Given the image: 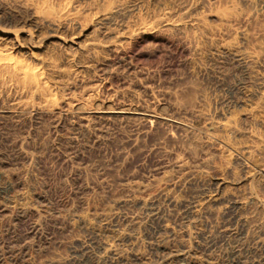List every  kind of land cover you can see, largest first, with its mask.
<instances>
[{
	"label": "rangeland",
	"instance_id": "1",
	"mask_svg": "<svg viewBox=\"0 0 264 264\" xmlns=\"http://www.w3.org/2000/svg\"><path fill=\"white\" fill-rule=\"evenodd\" d=\"M201 1H205L206 5L213 4L216 0ZM225 1L221 0L220 9L225 8ZM119 2L124 8L117 21H124L121 24L127 25L140 13L161 16L169 9L178 13L181 7L192 3V0ZM257 2L253 5H241L245 13L248 11L253 13L252 16L255 15L249 16L251 19L244 22V27H238L237 32L245 34V41H239L244 46L256 45L255 42H258L264 47V3ZM213 23V26L217 24ZM221 36L227 38L224 30ZM189 39V30L161 28L155 34L128 41L118 52L103 51L97 54L98 57L96 54L82 57L78 65L71 66V69L80 72L78 78L68 77L62 81L52 75L48 76H52L47 78L49 84L63 87H58L54 100L56 104L53 103L55 106L52 110L22 111L21 107L27 103H39L30 95H25V99L23 94L11 92L8 94L10 97H0V264H80V256L83 255L88 257V261H93L95 255L91 249L92 228L100 232L112 231L124 228V221L132 220L136 223L135 230L138 228L142 234L150 232L153 225L147 220L148 207H143L139 201L141 198L147 199L148 195L150 197L155 190H162V193L189 205L195 200L199 201L204 195L215 194L209 180L217 172L210 170L207 173L209 176L204 174L203 177H194L195 174L191 176L188 172L163 175L165 169L174 164L176 157L187 163L191 169L199 163V159L191 158L181 148L170 150L159 146V132L169 129L178 133L172 125L159 126L145 120L107 119L95 112L96 104L106 101L113 107L133 105L150 111L161 108L165 115L175 117L174 95L188 85V79H185L188 78L185 62L190 55ZM210 62H205L209 78L205 75L207 77H203L204 80L198 82L197 87L199 90L205 88L212 111L214 108H223L229 100L239 98L240 94L232 92L231 84H237L232 65L227 62L222 64L220 61ZM82 67L86 69L82 70ZM243 82L240 83V89L243 84L250 86L247 88L251 90L259 87L256 80ZM18 97L23 98L24 104ZM253 102L257 103L256 100ZM78 104H82L84 109H69ZM262 104L255 110V115L264 122ZM182 115L180 117L185 122L197 121L196 118L193 120L194 117L186 118ZM217 121L215 118L214 122ZM243 122L249 124L248 121ZM243 122L241 125L245 127L240 125L243 131L249 133L252 130V134H264V123L257 125L258 128L254 126L258 129L255 130L251 124L246 127L248 124ZM216 134L219 136V133ZM247 135L244 139L233 140V143H241L240 139L252 140L253 137ZM261 157L264 159V155ZM218 159L214 158L215 164H219ZM164 180L171 182L165 183ZM255 185L252 184L250 188L246 186L236 197L241 199L245 195L247 201L251 198L264 201V191ZM149 186H152V190ZM155 204L165 212L178 214L177 217L183 212L182 209L168 208L162 198L156 197ZM220 205L222 206L218 204L214 207L219 208ZM214 207L212 208L215 209ZM212 208L211 212L207 211L209 214H205L206 217L209 215L207 219L204 216L207 228H202L204 236L207 235L211 240L206 236V240L201 241L200 245H205L206 241L214 243L217 247L212 248L211 254L217 250L213 256L218 261L221 260L218 264H226L227 260L222 252L232 237L229 235L235 233L236 226L226 213L224 204L220 210ZM254 214L248 216L249 220L252 218V222L249 221L250 233L264 229L261 213ZM78 216L88 220L89 225L78 224ZM257 220L263 224H259ZM256 226H260L259 229ZM249 248V254L243 256L242 262L260 260L258 248Z\"/></svg>",
	"mask_w": 264,
	"mask_h": 264
},
{
	"label": "bare ground",
	"instance_id": "2",
	"mask_svg": "<svg viewBox=\"0 0 264 264\" xmlns=\"http://www.w3.org/2000/svg\"><path fill=\"white\" fill-rule=\"evenodd\" d=\"M119 1L0 0V97H7L11 92H18L19 95L23 94L24 98L25 95H30L32 99L35 98L39 102L36 104L30 102V104L27 101V104L21 107L22 111L45 112L52 110L55 106L53 103H55L59 86L49 84L47 78L50 79L52 76L61 80L68 77L78 78L80 72L71 69V66L77 64L82 57L97 55L103 51L118 52L124 48L128 41L130 42V40L140 36L155 34L161 28L175 31L189 30L190 55L185 62V66H187L185 69H188V78L185 79H188L186 83L188 85L184 90L182 89L183 91L174 95L175 117L165 115L161 108L150 111L133 105L113 107L106 101L96 104L95 112L98 116L107 119L145 120L159 126L172 125L178 133L169 129L159 132L157 134L159 146L170 150L175 147L181 148L191 158L199 159V163L191 169L187 163L176 157L174 164L167 167L163 175L188 172L191 173V176L195 174L194 177L196 175L203 177L204 174L208 175L210 170L217 172L209 180V184L214 187L215 194H208V196L203 194L204 197H201L199 201L195 200L189 205L181 202L178 198L162 193V190H155L150 197L148 195L147 199L141 198L139 201L143 207H148L147 220L153 225L149 233L142 234L138 228L135 230L136 223L132 220L124 221L125 224H122L124 227L122 229L112 231L102 229L104 231L100 232V230L92 228L91 249L95 255V260L90 259L92 262L88 261V257L83 255L80 256L79 263H221V260L218 261L216 256H213L217 248L211 254L212 248L217 246H214V243L210 241H204L205 245H200V242L206 240L205 237L207 236L206 234L204 236L202 229L207 228L204 221L205 214L207 211L211 212L212 207L222 204L219 207L221 208L224 204L226 213L229 214L230 220L236 226L235 233L229 235L232 237L230 240L228 239L227 244L225 243L226 248L222 252V256L227 260L225 261L226 264H247L246 261L242 262V258L249 254V247L252 246L256 250L258 248L260 260L248 264H264V239H262L264 229L260 230V226L257 227V225L256 228L259 230L250 233L251 224L249 225V221L252 218L250 217L249 220L248 217L252 214L255 215L254 213H261L262 216L260 217L264 218V201L251 197L247 201L245 195L241 196V199L236 197V194L243 192L246 186L250 188L252 184L258 185L264 191V159L261 157L264 155V134H259V132L252 134V130L248 133L243 131L245 126L241 125L243 121H248L254 128V126L257 127V125L264 123L262 118L258 119L255 115V110L264 102V47L258 42L251 46L240 44L239 41H245V34L237 32L238 27L242 25L244 27V22L248 18L250 20L251 14H253L248 13V11L245 13L241 7L242 3L253 5L257 1L264 3V0H226V6L222 9L219 5L221 0L206 5L205 1L192 0V3L181 7L178 13L172 9L161 14V16L141 15L140 13L133 19V22L127 25L126 23L121 24L124 21L121 23L117 21L122 16L121 11L124 8ZM214 21L217 24L213 26L211 23ZM222 30L226 32L227 38L221 36ZM83 59L88 60L87 58ZM207 61L209 64L210 61H220L222 64L227 62L232 65L233 76L237 82L234 84L231 80L234 84H231L233 86H231L232 92L236 91L240 94L239 98L229 100L219 110L214 108L211 111V104L205 88L199 90L200 88L197 87L198 82L203 77L208 76L205 65ZM260 68L262 71L259 70ZM81 69L84 70L86 67ZM50 75L52 76L48 77ZM243 80H256L259 87L257 90H251L249 89L250 86L243 84L240 89L239 86ZM201 83L203 84L204 81ZM60 87L62 86L60 85ZM254 100L257 101L258 106L254 104ZM16 102L20 103V100ZM237 108L240 111H237ZM69 109L83 110L84 108L82 104H78L74 108L69 107ZM181 113L184 117H194L193 120L196 118L197 121L185 122L180 117ZM215 118L218 120L217 122H214ZM243 123L245 124V122ZM200 124L203 126L201 127ZM249 124L246 127H249ZM240 125L243 127L242 129ZM261 132L263 133V131ZM215 133H219V136ZM247 134L256 139L255 142L253 138L252 140L249 138L251 141H248L249 139L243 141V137H248ZM238 138H243L240 139L243 142L233 143V140L237 139L238 141ZM215 157L219 158V164L214 163ZM164 181L165 183L171 182L169 180ZM173 187H175L174 184ZM146 192L148 194V191ZM156 197L162 198L168 208L182 209L183 212L180 211L182 214L177 217L178 214L172 215V212L161 210L155 204ZM214 208L217 209L218 207ZM212 214L215 213L212 212ZM257 218L259 219V217ZM260 220L263 219L260 218ZM76 221L83 226L89 225L88 220L81 216H78ZM262 222L264 223V221ZM262 222L258 223L263 224ZM139 223L137 224L141 225ZM223 235L222 237H224ZM255 254L257 256V253Z\"/></svg>",
	"mask_w": 264,
	"mask_h": 264
}]
</instances>
